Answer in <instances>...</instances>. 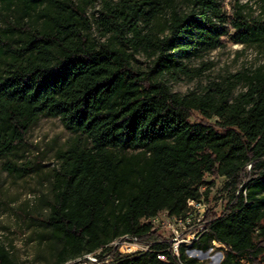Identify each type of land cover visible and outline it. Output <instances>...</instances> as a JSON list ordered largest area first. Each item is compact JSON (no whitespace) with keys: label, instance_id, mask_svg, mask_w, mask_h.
<instances>
[{"label":"trees","instance_id":"1","mask_svg":"<svg viewBox=\"0 0 264 264\" xmlns=\"http://www.w3.org/2000/svg\"><path fill=\"white\" fill-rule=\"evenodd\" d=\"M89 2L0 0V161L41 116L77 134L57 152L33 218L39 242L55 248L54 264L124 235L151 249H106L100 264H206L184 244L175 254L152 219H187L189 201L202 203L224 177L223 210L207 209L192 247L217 242L220 264H264V63L203 91L170 84L201 75L188 60L222 46L231 29L235 42L264 52V0H233L230 13L223 0H101L93 21ZM139 52L148 70L134 65ZM0 264H15L1 242Z\"/></svg>","mask_w":264,"mask_h":264},{"label":"rangeland","instance_id":"2","mask_svg":"<svg viewBox=\"0 0 264 264\" xmlns=\"http://www.w3.org/2000/svg\"><path fill=\"white\" fill-rule=\"evenodd\" d=\"M232 3L233 0H223L222 3L229 13ZM101 5V0H90L88 3L87 12L92 21ZM95 28L94 23L93 35L99 38L100 32ZM232 34L233 29L222 37V46L188 60L192 67L203 68V73L194 78L171 81L172 89L182 94L191 90L203 91L213 81H223L235 73L250 72L264 63L262 50L235 42ZM133 62L136 67L148 70L151 59L145 53L139 52L135 54ZM242 89L244 82L239 84L237 91ZM196 115L197 118L200 117L199 114ZM191 120L195 121L196 118L192 117ZM76 136V133L65 128L59 117L41 116L30 128L27 142L18 151L4 156L0 161V242L10 250L15 264H54L56 260L55 248L49 243L39 242L43 229L33 218L38 216L42 195L49 191L50 175L59 164L57 152ZM9 162L12 163L11 166L16 165L26 170L27 174L19 177L16 173H10L4 168ZM211 180L212 177L207 175L206 181ZM225 182L226 178H217L214 185L210 186L208 196L203 198L202 204L193 206L192 214L185 220L176 221L169 218L167 213L160 212L154 220L155 230L173 244L180 240L189 256H196L206 264H220L223 259V245L213 242L206 251H200L192 247V242L197 233L195 229H202L198 225L203 219L201 214L208 208L214 212L223 210L228 198L224 189ZM206 187L204 185L202 190ZM78 263L79 261L76 263L75 260H69L66 264Z\"/></svg>","mask_w":264,"mask_h":264},{"label":"built area","instance_id":"3","mask_svg":"<svg viewBox=\"0 0 264 264\" xmlns=\"http://www.w3.org/2000/svg\"><path fill=\"white\" fill-rule=\"evenodd\" d=\"M189 204L191 206H195L196 204L201 205V202H195L194 200H190ZM167 213V212H165ZM204 213L203 212L201 214V216L204 217ZM167 216L171 219L174 220H179L182 221L184 219L182 218H176V217H170L167 213ZM157 219V216L152 219V222L154 223V220ZM146 222L150 221L149 219L145 220ZM197 238L193 237V239L195 240ZM181 241L177 240L176 243L173 244V249L175 254L178 255V248L180 245ZM106 249H112L113 251H118L120 254H129V253H134V252H140V251H149L151 249V245L149 243H145L140 241L137 237L131 236V235H124L112 242H110L109 244L105 245L103 248L94 251V252H90V253H86L83 256L77 258V260L75 259V262L77 263L79 261L78 264H100L101 263V259H100V254L106 253ZM158 257L161 259H166V256L164 254H162L161 252L158 253ZM109 259H106V262H108Z\"/></svg>","mask_w":264,"mask_h":264},{"label":"bare ground","instance_id":"4","mask_svg":"<svg viewBox=\"0 0 264 264\" xmlns=\"http://www.w3.org/2000/svg\"><path fill=\"white\" fill-rule=\"evenodd\" d=\"M217 245H222L221 243H217V242H215Z\"/></svg>","mask_w":264,"mask_h":264}]
</instances>
